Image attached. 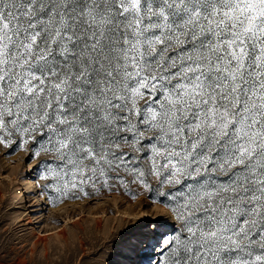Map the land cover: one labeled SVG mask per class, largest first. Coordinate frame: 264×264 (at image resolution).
Here are the masks:
<instances>
[{
    "label": "snow or ice",
    "instance_id": "obj_1",
    "mask_svg": "<svg viewBox=\"0 0 264 264\" xmlns=\"http://www.w3.org/2000/svg\"><path fill=\"white\" fill-rule=\"evenodd\" d=\"M13 135L57 192L168 201L160 264H264V0H0Z\"/></svg>",
    "mask_w": 264,
    "mask_h": 264
},
{
    "label": "rangeland",
    "instance_id": "obj_2",
    "mask_svg": "<svg viewBox=\"0 0 264 264\" xmlns=\"http://www.w3.org/2000/svg\"><path fill=\"white\" fill-rule=\"evenodd\" d=\"M10 139L0 143V264H160V241L178 227L168 201L124 173L57 192L35 147Z\"/></svg>",
    "mask_w": 264,
    "mask_h": 264
},
{
    "label": "bare ground",
    "instance_id": "obj_3",
    "mask_svg": "<svg viewBox=\"0 0 264 264\" xmlns=\"http://www.w3.org/2000/svg\"><path fill=\"white\" fill-rule=\"evenodd\" d=\"M29 185H30V187H34L33 181H30ZM164 212H165V211H164ZM166 212H167V211H166ZM32 220H33V219H32ZM32 220H30V221H32Z\"/></svg>",
    "mask_w": 264,
    "mask_h": 264
}]
</instances>
